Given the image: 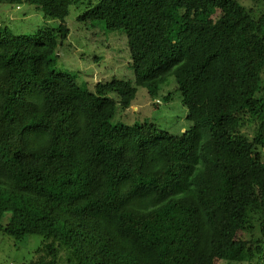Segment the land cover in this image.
<instances>
[{
    "label": "trees",
    "instance_id": "16d2710c",
    "mask_svg": "<svg viewBox=\"0 0 264 264\" xmlns=\"http://www.w3.org/2000/svg\"><path fill=\"white\" fill-rule=\"evenodd\" d=\"M78 1H4L57 25H0V232L40 238L30 264H264V9L89 0L78 21L124 34L133 72L93 88L48 57L10 55L64 46ZM169 77L183 134L116 119Z\"/></svg>",
    "mask_w": 264,
    "mask_h": 264
},
{
    "label": "rangeland",
    "instance_id": "374dc122",
    "mask_svg": "<svg viewBox=\"0 0 264 264\" xmlns=\"http://www.w3.org/2000/svg\"><path fill=\"white\" fill-rule=\"evenodd\" d=\"M4 1L0 0V25H8L18 37L31 34L45 25H57L56 22H45L41 8L11 5ZM88 2L89 0H80L72 7L67 19L70 34L64 46H59L54 52L45 53L22 45L18 50H12L10 55L30 60L43 57L53 59L58 71L75 75L78 81L89 84L90 88L102 80L132 78L127 37L118 32L109 33L103 25L95 22L78 21ZM243 4L249 8L264 9V0H244ZM145 96L146 90L140 89L138 97L141 105H136L127 112H120L116 119L119 120L124 114L132 121L136 115L142 120L148 119L150 123L144 128L147 134L157 131L178 137L190 127L187 120L188 110L181 103L173 77H169L168 82L163 85L159 100L148 101ZM168 96L171 99L166 101ZM40 241L38 237L16 240L0 232V264H30ZM217 263L233 264L222 261Z\"/></svg>",
    "mask_w": 264,
    "mask_h": 264
}]
</instances>
